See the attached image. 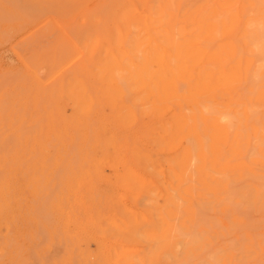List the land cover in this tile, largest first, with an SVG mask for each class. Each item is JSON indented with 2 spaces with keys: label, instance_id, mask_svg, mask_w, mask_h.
I'll list each match as a JSON object with an SVG mask.
<instances>
[{
  "label": "bare ground",
  "instance_id": "bare-ground-1",
  "mask_svg": "<svg viewBox=\"0 0 264 264\" xmlns=\"http://www.w3.org/2000/svg\"><path fill=\"white\" fill-rule=\"evenodd\" d=\"M141 1L148 6L153 0ZM123 12L117 13L120 22L117 20L112 22L114 24L111 32L112 42L106 46L103 57L98 51V48L100 50L98 37L104 35L103 19L94 21L89 27L73 26L72 31L75 33L72 34H69L59 22L54 24V21H50L49 24L53 27L46 26L45 30L49 33L52 29H54L52 33L60 30L58 39L63 46L61 49L63 55H79L82 59L81 64H84L83 59L87 58L85 61L87 65L82 68H87L88 75L85 80L70 85L64 81L57 84L55 81L57 85L51 88L52 91L49 93L47 81L29 67L22 75L25 77L24 80L16 83L28 85L26 87L28 89L31 86L32 90L42 87L44 91L37 97L42 98L41 101H45L46 104L43 102L42 105L43 120L35 115L33 126H29L32 127L30 130L27 128V131H22L24 126L28 127L24 125L26 123L22 124L28 122L26 119L21 123L23 127L15 129L13 144L9 143L13 132L9 137H5L8 141L4 139L3 142L0 139V209L3 206L4 208L10 206L9 194L12 189L9 192L8 186L13 176L5 174L6 167L10 165L17 167L20 163H25L23 164L25 168L30 160L20 157L19 151L25 145L36 146L41 150V154L35 156L38 158L39 167L36 168L34 176L37 177L38 183H45L47 188L54 185L56 176L53 177V170L59 171L62 165L65 166L63 171L59 172L61 174L58 175L59 178L56 177L60 180V186L55 184L58 188H50L53 189L52 193L46 194L45 205L48 206L50 203L48 200H52L53 206H57V209H62V205L56 204L61 193L72 192L82 196L99 194L100 192L95 193V190L100 189L93 188L95 183L98 181L108 183L111 179L108 175L105 176L106 167L104 169L101 166L114 168L112 174L115 185L127 189L133 188L139 180L134 167L141 165L147 169L151 165L157 166L164 178L162 186L165 196L177 205L178 199H189L202 194L213 173L230 172L241 176L253 173L248 160L252 164H264V2L260 0L256 5L245 6L244 2L241 3L239 0H195L193 6L179 14L169 15L170 27H165L164 31L158 33L155 32L151 15L139 16L128 8ZM121 25L124 26V34ZM90 29L97 34V39L93 38ZM72 35L76 37L75 40L72 39ZM133 38L134 44L130 47L126 45V42ZM56 52L54 50L53 54L49 55V61H52L53 70H61L66 64L57 63L54 57ZM23 86L20 85L16 89ZM33 92L35 93L34 90L31 93ZM31 102L28 100V108ZM7 104L1 101L0 116L1 111L11 105ZM67 106L70 107L69 114L66 113L68 109H64ZM13 107L15 106L12 104L5 110L13 111ZM17 109V113L25 111L23 108ZM32 109L31 105L27 112ZM7 112L1 117L6 123L10 118V114L8 119L5 118ZM1 120L0 125L4 122ZM14 120L16 122V119ZM6 123L2 128L6 127ZM6 132L0 133V137ZM5 142L11 146L7 145L9 148L7 146L4 148ZM162 146L164 147L162 149L172 151L171 156L164 160L160 159L158 152ZM253 150L256 151L254 156L250 154ZM100 167V170L103 169L101 172L98 169ZM120 167L124 169L123 175H120ZM89 173L93 176H88ZM27 176L28 173L26 178ZM258 176L257 178H264V174ZM225 180L222 188L225 184L228 186ZM241 180L240 178V182ZM256 183L257 187L253 191L249 190L242 195L243 199L239 201V205H253L256 212L262 213L264 180ZM43 187L46 188L45 185ZM225 190L228 191L227 188ZM113 191L111 187L110 192ZM40 192L39 190V194ZM43 194L44 192L38 197L42 198ZM36 209V212L40 210ZM46 212L47 207L42 213L46 216ZM36 214L41 218L42 215ZM27 215L30 214L27 212ZM41 219L45 220L43 217ZM41 219L38 224L42 226ZM12 228L11 224L10 229ZM36 240L39 241V237ZM44 243L45 241L40 242L42 245ZM2 244L5 245L1 242L0 247H3ZM9 244L12 249L16 243ZM33 247L35 248V245ZM32 252L34 250L31 251L29 260L34 259L31 257ZM5 253L3 257H8ZM35 254L34 252L33 255ZM44 259L47 260V256Z\"/></svg>",
  "mask_w": 264,
  "mask_h": 264
},
{
  "label": "rangeland",
  "instance_id": "rangeland-1",
  "mask_svg": "<svg viewBox=\"0 0 264 264\" xmlns=\"http://www.w3.org/2000/svg\"><path fill=\"white\" fill-rule=\"evenodd\" d=\"M239 1L244 2L245 6L249 4L256 5L260 2V0ZM261 2H264V0H261ZM194 3L195 0H153L151 4L146 6L141 0H0V103L2 101L3 104L11 103L10 106L12 104L15 106L13 111L7 112L10 107L7 104L8 107L5 108L7 110L1 111L2 116L7 112L5 118H10L6 123L5 119L1 120L2 116H0V120L4 121L0 125V129L3 131L7 129V132L4 131L6 133L0 139L4 142L5 137H9L13 132L10 138L11 141H9L13 144L14 136H16L14 134L15 129L21 128L22 124L26 123L24 125L28 127L25 128L23 125L24 129L22 128V131L27 128V130H30L32 127L29 128V126H33L35 115L43 120L42 105L45 101H41L42 98L37 96L41 95L44 89L36 87L37 90L33 89L35 93H31L33 87L29 86L30 89H28L26 88L28 85L25 84V87L20 84L23 87L16 89L20 86L16 83L25 78L22 75L25 71H28L29 67L40 78L47 81L49 93L52 91L51 88L56 87L59 81H64V83L70 85L87 78L88 70L85 67L82 68L87 65L85 62L87 58H84V64H81L82 59L79 55H63L61 51L63 46L58 39L60 30L57 29L55 33H52L54 29L51 33L45 30L46 26L53 27L49 24L50 21H54V24L59 22L69 34H72L74 32L72 31L73 26L79 28L89 27L92 26L90 24L94 21L103 19L104 28L102 26L103 29H101L104 35L98 37L90 29L93 38L97 39L98 37L99 39L100 50L98 48V51H100V56L103 57L106 53V46L112 42L111 32L114 29L112 22H115V20L120 22L117 13L120 14L128 8L139 16L151 15L155 32L158 33L164 31L165 27H170L169 15L179 14L188 7L193 6ZM51 10L53 13H51ZM162 17L164 18L161 19ZM123 27L121 25V31L124 34ZM177 29H175L176 32ZM75 38L72 35V39L75 40ZM133 42L134 38L128 40L126 45L130 47L134 44ZM54 50L57 51L54 54L57 63L59 62L60 65L66 64L61 70H53L52 61H49V55H52ZM41 57L43 58L40 60ZM36 97L37 99H35ZM28 100L29 102L33 101L30 103L33 107L30 112H27L31 109V105L29 108L27 107ZM7 105H4V107ZM16 105L17 108L20 110L23 108L25 111H18L17 113ZM64 109H68L67 112L64 111L69 114L70 107L67 106ZM34 111L37 113L35 114ZM27 113L30 114V117ZM20 115L21 117H19ZM33 116H35L34 119ZM14 119H16V122ZM25 119L28 122H23ZM4 123H6V127L2 128L5 125ZM2 130H0V133H4ZM7 139L5 140L8 141ZM2 141L1 144H3ZM7 145L11 146L6 143L4 148ZM253 146L255 149V145ZM1 148L3 147L1 146ZM37 148L36 146L28 147L25 145L19 151V153L21 152L20 157H23L22 159L28 158L31 160L32 158L33 160L31 162L29 160L25 168L23 167L25 163H20L17 167L7 165L8 167L5 169V174L13 176V178L10 186H8L9 192L12 189L9 194L11 197L10 206L8 208L3 206L4 209H0V236H3L0 237L2 239L0 244L1 242L5 244L0 247V256L2 257L0 264H45L46 262H48L47 264H264V212L257 211V213L253 205H239V201L243 199L242 195L249 190L253 191L257 187L258 183L256 182L264 180V178H257L258 175L264 174V167L261 166L264 164H252L248 160L252 172L257 174L254 176L253 173H246L241 176L230 172L225 174L213 173L211 178L208 179V186L202 194L194 195L189 199H178L177 205L165 196L162 186L164 178L163 175H160L157 166L151 165L147 169L141 165L134 167L138 172L139 180L133 188L128 189L115 185L116 182L112 174L114 168L101 166L104 169L106 167L104 171L107 174L103 173V175H108L111 179L108 183H102V181H98V185L95 183L93 188L94 190L100 189L95 190V193L98 191L99 194L82 196L78 193L72 194V192L61 193L56 204L62 205V209H57V206H53L52 200H48L50 202L48 206L45 205L47 202L46 194L52 193L54 188H58L55 184L60 186V180L56 177L59 178V172H62L65 166L62 165L59 171H56L58 169L55 172L53 170V177L54 175L56 177L54 178V185L48 187L49 191L46 184L38 183L37 177L34 176L36 168L39 167L38 158H35V156L38 157V153L41 154V150ZM162 148L164 147L159 148L158 152L160 153V159L164 160L171 156L172 151ZM50 151L52 153V150ZM250 154L254 156L256 151L253 150ZM101 167L98 169L100 170ZM29 168L32 170L31 175ZM119 170L120 175H123L124 169L120 167ZM24 172L25 174H23ZM90 172L93 174L92 170ZM91 173L88 176H91ZM240 178L242 179L241 182ZM224 179H226L225 182H228V186L225 184V187L222 188ZM233 183L234 185H232ZM44 185L46 188L43 187ZM111 187L114 190L112 193L110 192ZM225 188L228 189L227 192ZM18 189L21 191L19 192ZM39 190L41 191L40 194ZM24 191L26 192L24 193ZM43 192L46 198L44 196L40 198ZM58 192H61V190H58ZM226 196L229 197L226 198ZM33 198L38 202L36 203ZM42 199L46 200L43 201ZM41 206L45 210L47 207L46 213L49 216L47 214L46 216L48 218L45 213H42L45 210H42ZM248 207L251 209H247ZM36 208H40V210L36 212ZM30 209L32 213H30ZM27 212L30 214L29 216ZM33 213L34 216L32 217ZM36 213L42 215L41 218L43 217L45 220L42 221ZM39 219H41L42 226L40 223L38 224ZM45 221L48 224L44 223ZM11 224L14 230L10 229ZM255 226L259 227L256 229ZM9 232L12 236L8 235ZM34 234H39V236ZM34 236L39 237V241H35L37 238ZM7 238L10 241L12 240L9 243H16L15 246H12L14 248H10ZM13 239L16 241H13ZM43 241H45L43 244L45 246L40 244ZM8 244L9 249L7 248ZM19 246L22 248H18ZM32 249L36 254L33 255L34 252H32L31 257L41 263H37L34 259L29 260ZM4 253L5 255L8 254V257H3ZM19 253L21 254L18 258ZM46 256L47 260L44 259ZM2 259L4 260L1 261Z\"/></svg>",
  "mask_w": 264,
  "mask_h": 264
}]
</instances>
